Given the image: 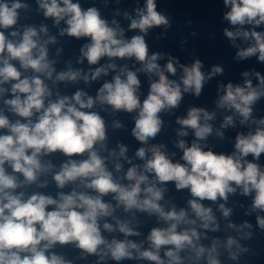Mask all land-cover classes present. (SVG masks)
Wrapping results in <instances>:
<instances>
[{"label": "clouds", "instance_id": "obj_1", "mask_svg": "<svg viewBox=\"0 0 264 264\" xmlns=\"http://www.w3.org/2000/svg\"><path fill=\"white\" fill-rule=\"evenodd\" d=\"M37 3L44 16L53 18L56 25L62 20L66 23L67 27L61 30V35L90 38V43L81 48L82 58H86L89 65L97 64L105 56L134 57L142 64L137 71L155 74L158 79L150 83L149 93L142 103L137 95L140 87L137 71L124 68L113 77L112 82L103 84L95 98L77 91L70 98L58 96L55 101L49 100L46 104L45 100L52 96V92L41 76L51 79L55 72L52 67L54 62L49 61L47 51V44L55 43V37L41 41L40 34L48 33L44 26L37 29L27 25L21 31L18 27L20 10H27L29 5L22 0H0V96L9 91L3 85L14 82L10 88L13 98L4 100V104L9 112L24 120L11 122L0 111V130H7L6 134H0V264H72L52 251L57 244H73L81 250L82 256L95 255L100 262L110 258L117 262L143 259L154 264H185L187 260L199 264L204 260L206 264H221L218 258L220 241L214 240L210 247H205L197 243L201 234L196 227L178 231L181 224L196 225L197 220L188 219L184 209L165 211L159 203L165 188L157 184L174 182L178 190L189 189L193 199L188 204L203 229L216 231L219 226L212 209L200 201L215 202L218 198L226 201L229 193H235L236 187L245 196L254 192L251 210L264 212V170L259 164L244 159L251 154L258 160L264 153V119L255 121L260 126L254 132L237 135L234 153L216 154L203 150L199 143L212 133V126L207 121L213 119L214 114L203 108H190L186 118L177 120L183 128L194 130L196 137L191 146H186L183 140L177 144L183 150L182 160L185 163H173L162 151L163 145H153L148 149L141 147L136 156L145 160L143 170H138V166L130 167L124 177L130 183H119L107 169L106 158L99 154L97 148V145L104 147L105 121L97 112L84 109H92L100 103L111 106L114 111L132 113L138 110L132 135L146 144L161 131L159 114L163 110L178 107L183 93L191 92L199 96L206 81L222 73L223 69L214 66L210 73L205 74L201 70L202 62L196 59L190 66H181L183 74L180 83L165 75V71L176 74L173 60L170 58L161 67L157 63L161 54L149 56L145 41L149 29L169 26L167 16L157 11L156 0H146L144 8L137 9L136 18H130V30L138 29L143 34L131 39L124 38V30L115 20L112 21L115 27L109 26L95 7L83 10L73 0H37ZM224 4L230 6L224 19L231 25L264 24V0H224ZM224 35L230 40L237 37L253 40V44L237 52V58L242 60L258 54V60L264 62V32L237 27L235 31L226 28ZM13 61H18L19 69ZM109 68L115 69L116 65L110 63L107 68H96L91 73V79L95 80L102 73L107 75ZM20 69L24 72L30 69L33 75L24 76ZM122 76L126 78L122 79ZM243 76L248 77L249 72H244ZM255 76L259 82L256 86L249 79H245L243 85L229 82L217 101L219 108L234 109L242 117L241 124L249 121L252 106L264 96V76L259 72ZM80 77V70L69 68L58 73L55 80L76 82ZM83 79L87 82L89 76L84 75ZM202 118L204 123H201ZM229 125H233L232 116L224 118L222 127ZM115 127L121 125L116 123ZM187 134L184 130L178 133L180 136ZM126 151L121 145L119 156L125 157ZM56 152L66 157L87 154L84 159H69L60 166L52 177L56 186L64 189L66 185L79 182L78 187L90 189L95 195L75 188L67 194L59 192L57 198L41 193L26 197L23 191H16L37 183L42 174L50 173L54 166L50 161L42 162L41 157ZM146 152L151 153L150 158L145 159ZM110 155L117 154L113 151ZM121 167L116 163V171H120ZM148 173L154 174L151 181ZM16 174H21L23 180ZM142 185L145 186L142 188ZM38 186L44 187L46 182ZM110 193L114 194L116 206H122L126 212L136 209L149 215L155 214L168 223V227L151 229L147 237L149 248L142 250L141 244L128 239L113 238L109 241L102 235L99 221L112 216L115 211L113 205L103 199ZM219 207L224 217L230 215L231 209L224 204ZM256 220L259 228L264 230V217L257 215ZM116 226L125 237L140 234L127 221L117 220ZM229 227L236 226L230 224ZM251 227L247 223L241 225V228ZM103 229L107 232L116 230L107 222L103 224ZM250 236V232L245 233V237ZM162 246H170L165 248L163 258L160 255ZM233 246L237 251H232ZM223 247L232 260L238 258L239 252L247 251L233 237H228ZM184 251L189 255L181 256Z\"/></svg>", "mask_w": 264, "mask_h": 264}]
</instances>
